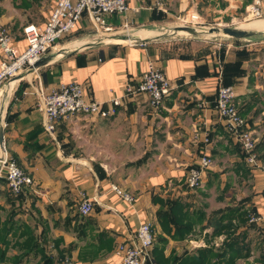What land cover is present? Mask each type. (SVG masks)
<instances>
[{"label": "crops", "instance_id": "obj_1", "mask_svg": "<svg viewBox=\"0 0 264 264\" xmlns=\"http://www.w3.org/2000/svg\"><path fill=\"white\" fill-rule=\"evenodd\" d=\"M8 1L0 0V25L5 29L18 25L11 26L15 9L39 14V22L33 24L43 26L54 4V0ZM250 1L126 0L127 12L107 20L111 32L94 33L85 16L44 56L51 59L47 64L22 72L0 89L3 146L33 179L32 188L12 194L0 174V215H12L15 222L21 221L22 228L18 230L25 239L29 238L24 242H32L37 253L52 256L57 264L64 259L71 264H119L117 246L134 243L137 228L147 221L156 241L147 264H191V258L199 257L205 249L214 254L208 264H226L229 255H220L228 252L227 233L213 234V230L216 221L220 226L231 215H209L208 204L200 200L209 199L213 181L219 177L222 181L218 188L222 189L214 200V210L221 211L234 196V188L227 185L226 179L241 176L244 170L254 177L256 187L263 188L264 173L250 169L244 162L239 144L224 130L215 99L219 86L226 83L234 94L244 129L256 140L264 141V48L244 40H226L223 45L213 42L205 47L164 38L168 29H178L174 23L182 15L197 14L198 22L203 23L198 28L206 29L210 21L224 23L238 17ZM262 10L264 13V0ZM251 27L264 32V19ZM199 29H193L194 34L202 32ZM21 31L16 36L9 34L10 44L19 52L26 48ZM1 62L0 54V66ZM148 67L163 71L172 87L157 110L149 106L146 95L125 98L127 89L140 81ZM72 82L82 87L87 99L105 103L119 98L121 106L115 116L107 119L77 115L61 120L52 137L44 130L37 91ZM127 141L130 147L125 145ZM125 150L137 158L141 154L165 155L164 172L158 173L156 168L155 175L147 176L145 170H139V160L137 181L129 183L113 178V172L121 168L94 159L124 155ZM258 150L264 151V142ZM205 152L213 165L205 189L199 191L203 198L198 200L194 191H185L181 186L185 170L195 167ZM156 160L150 158V163ZM113 185L132 200L118 196L111 190ZM253 195L240 206L263 213L264 197ZM83 199L93 201L86 216L79 214ZM174 201H179L182 212L189 210V215H174L179 225L169 222L164 233L156 212L160 205L170 211ZM228 204L230 208L237 206L233 201ZM200 211L202 215H194ZM188 223L191 228L186 227ZM231 224L236 229L228 233H244V242L251 249L247 258H237L234 264H259V252L264 249L261 229L249 224L248 215L245 224H239L238 215L232 217Z\"/></svg>", "mask_w": 264, "mask_h": 264}, {"label": "built area", "instance_id": "obj_2", "mask_svg": "<svg viewBox=\"0 0 264 264\" xmlns=\"http://www.w3.org/2000/svg\"><path fill=\"white\" fill-rule=\"evenodd\" d=\"M263 0H251L245 12L253 17L263 15ZM128 10L126 0H54L52 10L43 26L29 24L23 29L26 48L19 52L10 44L8 31L0 25V89L4 83L9 84L18 78L22 72L30 69L34 63L46 56L63 37L74 31L77 23L85 18L92 30L98 35L111 32L107 20L114 15L122 16ZM199 17L191 15L189 21L197 24ZM171 84L163 71L148 67L137 84L127 89L125 98L136 95H146L151 108H158L171 93ZM121 99L115 98L107 102L87 99L82 87L77 83L60 84L57 87L37 91V107L42 112L43 126L47 134L54 136L59 121L72 116H91L107 119L117 113ZM215 109L222 119L226 133L235 138L244 159L250 167H258L255 152L256 139L252 133L244 129V120L234 100L230 87L219 86L215 99ZM205 142L207 139L205 138ZM213 161L208 153H203L195 167H192L185 178L189 189L198 188L204 174L211 168ZM261 169V168H260ZM0 174L4 176L7 189L12 194H19L27 188H32L33 179L17 165L16 161L0 147ZM125 201H131V196L117 186H111ZM93 208V201L83 199L79 206V214L88 215ZM249 224L257 225L264 235V212H251L248 215ZM154 243V233L149 222H142L136 230L134 243H123L117 246L115 253L119 264H147L151 261V250ZM60 264H71L64 259Z\"/></svg>", "mask_w": 264, "mask_h": 264}, {"label": "rangeland", "instance_id": "obj_3", "mask_svg": "<svg viewBox=\"0 0 264 264\" xmlns=\"http://www.w3.org/2000/svg\"><path fill=\"white\" fill-rule=\"evenodd\" d=\"M3 1L5 2L6 0H3ZM9 2H10V0L7 3H9ZM3 13H5V11L1 12V14H3ZM191 15H197V14H189V16H188V14L184 15V16L182 15L179 17L180 20L176 19L174 25L178 29H175V30L174 29L172 30V28L168 29L169 31L165 35L164 39L167 41H171V39H175V41H177V43H184L182 41H186L189 44L193 43V44H198V45H202L205 47L211 46V44L213 42L221 43V45H223V43H225L226 40L232 41L233 38H230L228 36H224L222 34L214 33L212 31L213 28L230 27V28H238V29H243V30L258 31L256 29L252 28L251 24L264 19V13L260 18H253V17L249 16L244 10L242 13H240L238 15V17H234L233 19L230 18V19L224 21V23H220V21H218V22L210 21V23H206V25H207V26H205L206 29H199L198 27L203 26V23H201V22H198L197 24H194V22H192V23L189 22L188 24L187 23L184 24V21H186V20L189 21ZM36 16H37V13H33V12L27 13V12H24L20 9H15V11L13 12L14 22L11 24V26L13 24H14V26L17 24L18 25L13 27V28H11L9 26V27H6V29L11 36L19 35L18 31H20V30H22L21 34H23V29L28 24H31V23L33 24V23L39 22V18H40L39 14L37 17ZM11 22H12V20H11ZM22 24L23 25L27 24V25L21 28ZM183 27H190V28H193L195 30L199 29V30H202V32H197V34L192 35L191 33L185 32ZM92 31H94V30H92ZM12 32H15V34H13ZM182 32H184V33H182ZM94 33H95V31H94ZM234 40H237L236 41L237 43H240V42L242 43L243 40L244 41H250V43L257 44L256 47H259L261 49L264 48V32H262V33L259 32L253 38L234 39ZM58 44H60V42ZM261 52H262V50H261ZM6 84H7V82L4 83V86ZM222 86H224V85H222ZM224 87H227V86H224ZM148 102H149V106L151 107L149 100H148ZM161 106H162V104H160V106L158 108H156V109L152 108V109L157 110ZM78 116H81V115H78ZM263 121H264V119H263ZM193 133L196 135L198 133V130L197 129L194 130ZM263 142L264 141H262L260 139L256 140V146L259 145L260 143H263ZM125 145L130 147V142L127 141V143ZM255 149H256V147H255ZM125 152L126 153L124 155L120 154V155L104 156V157L95 156L94 159L96 161H99V162L102 160H106L108 163L114 164V166L116 168H121L122 171L113 172V178L114 179L120 178L122 180L128 181L129 183L134 182L135 179L137 181V170H138L137 169V161H139V160H140L139 164H140V168H141L139 170H141L142 172L145 170L144 174L147 176L155 175L156 174L155 173L156 168H157L158 173L160 171L164 172V166H165V162H166L165 155H163L161 157L160 156H158V157L151 156L150 157V156H146V154L145 155L141 154V156H139V158H137L136 154H133V153L128 154V152H130V150H125ZM255 152L257 155L258 167L253 168L247 164L246 165L252 170L253 169L259 170L262 173H264V151H259V150L256 151L255 150ZM150 158H151V160H153V159H157V160L155 163H150ZM243 159H244V155H243ZM244 162H245V159H244ZM134 167H135V169H134ZM192 167H194V166H192ZM192 167L185 170L184 182H185V178H186L188 171ZM208 173H210V169L205 172L204 177L202 179V182L199 183L198 188L189 189L185 183H183L181 187L185 191H194L193 194H195L196 196H199V197H197V199L200 200V197H202V196L199 194L200 193L199 191H202V189L204 188L205 181H206V179H208L207 178ZM235 174H237V173L235 172ZM142 178L147 179L145 177H142ZM220 181H222V179H219V177L213 181L214 184L212 186V191H211L212 193H211V196L209 197V199L200 200V203H207L208 204L209 209L207 210V213L209 212L210 213L209 215H217L218 211H219L218 209L214 210V207H215L214 200L217 197L218 193L220 194L219 191H221V189H222V188L220 189V187L218 188V182H220ZM253 181H254V177L249 175V173L245 172L244 170H243L241 176L240 175H236V176L231 175L230 178L226 179L227 185L230 184L234 188L232 193L235 197L232 196V200H229L227 202V207L226 208L223 207V210L230 208V206H228L229 205L228 203L231 201L235 202V205H240V204L244 205V203L248 202L246 199H249L251 194H254L253 198H254V196L259 197L261 195H262L261 198L264 197L263 196L264 193H262V192H264V189H263L264 187L263 188L256 187L255 181L254 182ZM214 186H217V189ZM172 187H174V186H172ZM255 187H256V190H254ZM182 188H178L177 190L180 193H182L183 192ZM257 190L260 192L255 193ZM172 192L169 191V193H172ZM227 192H230L229 189L226 191V193L224 195H226ZM164 193H165V189L162 190V195H164ZM221 195H223V192L221 193ZM164 197H165V195H164ZM216 206H218V205H216ZM165 208H166V205L163 206V209H161V205L159 206V208L156 212L157 217L159 215V218H160V215L162 214L161 211L165 210ZM188 211L189 210H187L185 212L180 211V213L177 212L176 215H189ZM251 212H254V210H249L248 215ZM194 215H202V214L200 211L198 213H194ZM8 216L10 217V220L12 222L9 220ZM15 220H17V219H15L12 215H0V264H36V263L39 264V263H41L42 262V254L37 253V247L34 244H32V242H24L25 240H27L29 238L25 239V237L22 236V232L20 230H18V229L22 228V226L20 225L21 221L18 220V222H15ZM169 224L170 223H168V222L166 223V221H162V223H161V219H159L158 226L162 232L166 233L167 228H169ZM186 225H189L190 228L192 227V224H190V223H188ZM160 234L161 233H159L157 235H159V239H162Z\"/></svg>", "mask_w": 264, "mask_h": 264}, {"label": "trees", "instance_id": "obj_4", "mask_svg": "<svg viewBox=\"0 0 264 264\" xmlns=\"http://www.w3.org/2000/svg\"><path fill=\"white\" fill-rule=\"evenodd\" d=\"M224 84V83H223ZM226 86V83L224 84ZM228 85V84H227ZM240 114V113H239ZM256 151H258V145L256 146ZM181 210V205H179V201H174V203L172 202L171 204V209L170 211L166 212V210L161 211V215L159 218L158 215V219H161V223L162 221H166V223L168 222H172L175 225H179L178 220H175V217L178 218L177 216H174L178 213H180ZM247 210L244 209L243 206L237 205L236 207L233 208H228L225 210H221L218 211L217 215H225L228 218V221L226 223H222L219 225H217V221H216V226L213 230V234H219L221 232L227 233V242L225 243L226 248H228V252L227 251H222L220 256H223L225 254L229 255V258L227 259L226 264H234L235 259L237 258H247L250 254V246L249 244L244 242L245 239V234L244 233H240L237 235H233L231 233H228L229 230L232 228L233 232L236 229V227H234V225L231 224V219L234 215H238V222L239 224H245L247 222V215H248ZM223 217V216H222ZM223 219V218H222ZM253 225V224H252ZM186 227H189V225H187ZM263 241H261V243L264 245V239L261 238ZM154 243L156 244L155 241V237H154ZM153 243V247L154 244ZM42 254V262L39 264H57L55 263V261L53 260L52 256L50 255H46L44 253H40ZM214 254L212 251H210L209 249H205L203 250V252L200 251V256L199 257H195L191 258L193 259L191 264H208V262L213 258ZM196 258H199L196 259ZM258 263L259 264H264V249L261 248L260 252H259V256H258Z\"/></svg>", "mask_w": 264, "mask_h": 264}, {"label": "water", "instance_id": "obj_5", "mask_svg": "<svg viewBox=\"0 0 264 264\" xmlns=\"http://www.w3.org/2000/svg\"><path fill=\"white\" fill-rule=\"evenodd\" d=\"M185 32L194 34V30L190 27H183ZM212 31L217 34H222L224 36H228L233 39H249L255 37L259 32L254 30H243L238 28H230V27H224V28H213ZM50 57H44L33 64L31 69L39 68L45 64H47L50 61ZM0 147H3V136L2 132L0 131Z\"/></svg>", "mask_w": 264, "mask_h": 264}]
</instances>
